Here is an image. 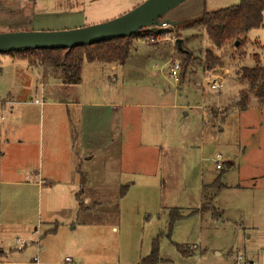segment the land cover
Returning <instances> with one entry per match:
<instances>
[{
  "label": "rangeland",
  "instance_id": "1",
  "mask_svg": "<svg viewBox=\"0 0 264 264\" xmlns=\"http://www.w3.org/2000/svg\"><path fill=\"white\" fill-rule=\"evenodd\" d=\"M144 1L85 0V26ZM240 1L186 0L164 17L180 25L142 30L124 65L85 61L78 84L0 53V264H140L156 238L159 264H264V105L239 103L264 27L217 47L194 25ZM31 6L0 0V33L66 30L33 29Z\"/></svg>",
  "mask_w": 264,
  "mask_h": 264
},
{
  "label": "trees",
  "instance_id": "2",
  "mask_svg": "<svg viewBox=\"0 0 264 264\" xmlns=\"http://www.w3.org/2000/svg\"><path fill=\"white\" fill-rule=\"evenodd\" d=\"M194 25L204 26L213 44L223 47L231 42L242 44V37L253 28L264 27V0H241L239 4L227 8L205 12L201 19ZM142 34V30L135 35L123 37L94 45L79 46L72 49H44L34 51L11 52L12 56L33 59L34 57L43 64L64 72V83L78 84L81 80V73L85 61L94 63H110L124 65L129 58L134 40ZM154 35L155 32H150ZM259 60V56L256 55ZM207 67L212 69L221 64L219 57L211 50L206 52ZM182 73V72H181ZM180 73V76L182 77ZM240 78L249 82V89L241 92L240 104L247 106L250 95H254L264 105V66L260 62L255 67H243L240 71ZM81 185H86L85 178H81ZM83 191L76 194L80 209L84 210ZM172 217L173 222L180 216L178 212ZM52 233L55 228L49 230ZM178 250L186 256L187 249L178 245ZM4 252L0 250V255ZM162 261L160 256V242L156 238L153 242L152 252L142 259L140 264H159Z\"/></svg>",
  "mask_w": 264,
  "mask_h": 264
},
{
  "label": "water",
  "instance_id": "3",
  "mask_svg": "<svg viewBox=\"0 0 264 264\" xmlns=\"http://www.w3.org/2000/svg\"><path fill=\"white\" fill-rule=\"evenodd\" d=\"M186 0H145L131 11L112 20L75 29L43 31L27 30L0 33V53L72 49L99 42L129 37L150 28L160 32L167 25L182 22L164 18L167 13ZM179 47L181 40H178ZM237 44H239L237 42Z\"/></svg>",
  "mask_w": 264,
  "mask_h": 264
},
{
  "label": "crops",
  "instance_id": "4",
  "mask_svg": "<svg viewBox=\"0 0 264 264\" xmlns=\"http://www.w3.org/2000/svg\"><path fill=\"white\" fill-rule=\"evenodd\" d=\"M86 7L87 3L85 0H40V3L34 0V6L27 7L24 12L20 13L28 17V21L33 25V29L37 25L45 26L44 28L38 29H68L72 27H83L88 24L89 20ZM55 21L59 22L57 23ZM13 58L18 59L14 56ZM19 59H26L31 63L29 58ZM76 171L77 173L78 171L80 172L78 167ZM84 197L86 201L87 199L91 200L86 195ZM2 251L5 252L4 250ZM67 262L71 263L72 261Z\"/></svg>",
  "mask_w": 264,
  "mask_h": 264
},
{
  "label": "built area",
  "instance_id": "5",
  "mask_svg": "<svg viewBox=\"0 0 264 264\" xmlns=\"http://www.w3.org/2000/svg\"><path fill=\"white\" fill-rule=\"evenodd\" d=\"M179 70H180V64L179 63H174V65L171 67V74L177 78L178 74H179ZM213 88H220L222 86V82L221 81H217V79H214L211 85ZM38 102V100H36ZM221 155H217V169H222V164H221ZM16 243L20 246V247H25L26 246V242L21 240L20 238L17 239ZM67 261H70V258L67 259ZM32 264H41L39 262V260H35Z\"/></svg>",
  "mask_w": 264,
  "mask_h": 264
}]
</instances>
